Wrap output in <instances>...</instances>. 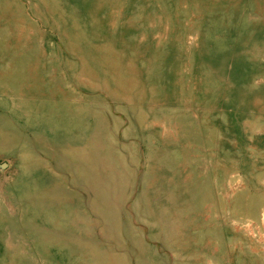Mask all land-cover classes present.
I'll return each mask as SVG.
<instances>
[{
	"label": "rangeland",
	"instance_id": "374dc122",
	"mask_svg": "<svg viewBox=\"0 0 264 264\" xmlns=\"http://www.w3.org/2000/svg\"><path fill=\"white\" fill-rule=\"evenodd\" d=\"M0 264H264V0H0Z\"/></svg>",
	"mask_w": 264,
	"mask_h": 264
}]
</instances>
